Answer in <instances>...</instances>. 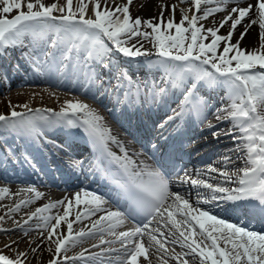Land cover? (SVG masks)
I'll list each match as a JSON object with an SVG mask.
<instances>
[{
    "label": "snow or ice",
    "instance_id": "obj_1",
    "mask_svg": "<svg viewBox=\"0 0 264 264\" xmlns=\"http://www.w3.org/2000/svg\"><path fill=\"white\" fill-rule=\"evenodd\" d=\"M130 3L131 0H128V4ZM201 3H214L217 6L204 9L203 16L195 13L191 17L182 15L179 23L169 19L165 28L175 29L173 35L162 31L160 23L142 21L139 17L133 21L128 5L110 8L107 0H88V3L85 0H65L63 6L58 2L46 4L44 0H0V56L9 48L27 47L29 51L22 52V56L34 77L48 82H52L54 77L57 80L64 78L69 66L74 75L79 69L88 68L89 59L99 61L102 67L111 68V61H104L116 54L127 58L148 57L151 53L143 50L142 45L126 46L127 40L124 37L151 36L158 59L149 60L148 63L163 69L162 83H170L173 89L180 90L177 108L172 109L173 114L167 116L159 127L175 124L177 120L187 123L193 117L197 123L202 122L211 106L208 99L200 95V90L223 88L225 95L222 100L229 103L218 108L215 115L218 122L231 124L225 134L233 137L236 147L231 151H235L245 165L232 172L227 171L231 157L226 155L220 161L225 166L224 169L214 167V162L208 164L206 169L198 170L197 175L200 176L202 172L203 178L191 179L187 172L184 176L177 177L181 185L190 182L193 187L205 189L207 198L198 199L196 205L215 203L220 214H214L213 210L195 206L189 198L171 190L172 181L166 174V161L173 160L177 151L175 145H169L170 152H160L153 164L145 161L137 164L123 142L114 137L111 130L103 124V117L84 102L66 100L59 111L52 108H31L27 104L19 105L18 107L25 109L23 112L16 111L9 103L10 112L0 113V133H11L34 142L44 140L47 143L45 133L50 129L59 128L69 132L82 129L94 145L96 155L93 167L102 170L116 189L115 192L98 194L82 188L74 194L76 204L86 206L83 209L85 217L103 213L87 232H74V223L82 219L79 211L75 221L67 219L72 200H68L64 206L63 215H44L64 203L62 200L49 202L28 215L23 225H17L23 229L24 225L36 219L43 221L42 225L36 224V229H51L47 232L46 239L55 246V255L48 264H66L67 261H86L87 264H140L139 258L148 259L149 248L145 246L143 239L146 235L160 249H165L168 237L172 238L171 243L180 244L187 249L182 254L185 258L181 264H189V255L192 257V264H196L197 259L199 264H264V232L248 230L228 219L241 210L264 218V51L260 50L264 49V0H256L255 4L245 7H233L220 21V27L231 22V28L226 35H219L218 28L204 29L202 25H197V21L215 12L224 11L225 7L221 5L226 6L228 0H193L196 12L201 11ZM89 4L92 5L94 18L87 16ZM253 11L257 14V19H252ZM54 12H59L60 15H54ZM246 18L252 24H259V49H242L239 40L231 43L236 27ZM185 22L187 27L184 26ZM142 23L151 28L152 32L139 31ZM247 31L248 26L240 33V40H243ZM186 33H190V42L187 43L189 37ZM209 34L210 42L206 43L204 41L209 39ZM221 42L223 50L218 52ZM41 44L55 51L41 52ZM56 51L60 52L59 59ZM83 53L87 55L84 56ZM19 67V64L14 65L13 70L18 71ZM85 75L88 76L87 72ZM2 78L8 81L7 70H3ZM115 78L117 84L111 91H115L117 97L122 82L129 83L125 96L133 94L131 78L126 71L117 68ZM88 79L93 82L95 75L88 76ZM144 87L147 95L152 98L164 97L169 92L167 87H149L147 82ZM140 92L141 88L137 84V101ZM221 113L226 115L222 116ZM179 128L180 125L177 124L174 131L178 132ZM213 128H217V125L208 123L202 131ZM219 135V132H212L214 138ZM161 139L167 141L168 137L161 136ZM110 143L116 144L121 154L113 152L109 147ZM151 147L155 154L160 146L153 144ZM21 159L35 170L32 157L26 151L18 155L13 148L6 147L0 152V162L5 164L9 160L15 163ZM83 163L82 160L74 161L68 165L69 170L81 172ZM112 165L116 167L113 168ZM212 173H216V177ZM230 184L235 187L228 186ZM22 191L34 194L35 199L44 195L32 185ZM7 192L8 188L0 187V193ZM121 200L126 201V207L120 203ZM32 202V199L20 200L5 215H10ZM113 202L117 204L114 210L109 207ZM4 218L0 216V221ZM128 218L136 220L137 225L118 231ZM52 219H55L54 224L49 223ZM62 221L67 226L66 235L61 231ZM152 223H157L158 227L150 229ZM160 226L168 229L167 236ZM104 232L113 239L102 238L100 245H95L96 247L114 243H120L121 247H101L100 252H90L87 256L82 251L74 257L64 256L63 261L56 258L82 238L97 233L102 235ZM49 250H52L51 247ZM113 253L117 254L115 258H112ZM25 256L26 253L20 252L15 258H10L0 253V264H23L22 257ZM175 258L180 260L179 255Z\"/></svg>",
    "mask_w": 264,
    "mask_h": 264
},
{
    "label": "bare ground",
    "instance_id": "obj_2",
    "mask_svg": "<svg viewBox=\"0 0 264 264\" xmlns=\"http://www.w3.org/2000/svg\"><path fill=\"white\" fill-rule=\"evenodd\" d=\"M53 2H58L62 6L65 5V0H44V3L46 4H51ZM238 2L240 3L238 4ZM85 3H88V0H85ZM255 3L256 0H236V2H232L226 14H222L220 11L215 12L209 15L205 19L198 20L197 25L198 26L202 25L204 29L218 28L219 35H226L231 28V22L229 21L223 27H220V21L223 20V18L229 14V12L233 7H245L248 4H255ZM107 4L110 8H115L116 6L123 7L125 5H128L130 16L133 21L135 20L136 17L141 18L142 21L151 20L153 23H160L161 30L166 29L165 26L169 19H173L175 23H179L178 19L181 21L182 15H188L189 17H191L195 13L198 16H203L204 15L203 10L211 8L208 7L210 3H201L200 5L201 11L196 12L195 8L193 7V0H131L130 4H128V0H107ZM73 7L75 8V3ZM24 10L25 11L27 10L26 7ZM66 11L67 9L65 8V12ZM13 14H15V12ZM54 15H60V13L54 12ZM87 16L94 18L91 4L88 5ZM252 19H257V14L255 13V11H253ZM184 26L187 27V22H185ZM246 26H248L247 34L245 35L243 40H240V33L245 31ZM141 28L152 31L151 28L144 26L143 23L141 24ZM142 29L140 31L145 32ZM259 34H260L259 24L258 23L252 24L251 21L246 18L243 20V22L240 25L236 27L231 39V43H236L239 40L240 47L242 49L249 51L253 49H259L261 44V38L259 39ZM124 39L130 41V47L133 46L139 47L142 45L143 50H146L147 52L151 53V55L148 57L142 56L137 58H127L119 54L114 55L112 57V60L113 58H115L116 61H113V64L111 65V70L114 77L117 68H119L128 73V76L131 78V82L136 81L137 84H140L141 86L143 85V81L152 82L153 84H156L154 81L158 83L159 82L158 78H160V81L162 82V79L164 77L163 69L160 68L158 65L148 63L149 60L154 61L158 59L156 55V48L151 44H149L146 38L143 36H136L131 38L125 37ZM208 40H209L208 42H210V34ZM222 44L223 42H221V46L218 47L217 49L218 52H222L223 50ZM152 47H154L155 49H153ZM14 49H15L14 50L15 55L17 54V51H19L20 53L26 52L25 47L24 48L17 47ZM260 50L264 51V49H260ZM12 62L16 64H23V62L21 61H12ZM116 62L120 66L116 67ZM98 63L99 61L95 60V65H98ZM0 66H2L1 61H0ZM21 70H19V72H21ZM150 77H154V78H150ZM204 90L205 93L207 94H212V93L220 94L219 101H221L223 106H226L229 103L227 100H222V97H224L225 95L223 88H216L215 90H207V89ZM39 95H41L42 98H45V101L38 100L34 102L28 99L30 96L36 97ZM66 100L84 102L88 104L91 108L96 109L98 114L101 115L100 110L102 106L101 104H99L98 100L93 97V95L89 90H83L79 86H70L69 84L63 83L57 80L56 78H53L52 82H48L46 80L36 79L35 77L24 79L23 77L18 76V78H15L13 81H11L9 85L2 84V86H0V113H3L5 111L7 112L10 111L9 103L11 104V106H14L16 108L15 109L16 111L21 109H23L22 111H24L25 110L24 108L18 107L19 105H23V104H27L29 107L35 106L34 108H42L41 106H44L59 111V109L64 105V101ZM209 112L211 114L208 116V118H212L215 122L214 124L219 125L217 129L223 128L220 134H225L227 130L231 127V124L229 122H223V123L218 122L215 115L216 111L213 113V110H210ZM221 115L223 116L226 114L221 113ZM134 126L135 127L132 128L134 131H136L134 128H138V129L139 127L144 128L141 124H137ZM209 131L210 130H205L206 133ZM9 137H11V135H9ZM200 138L201 137H199L198 139ZM226 139L227 142H225L224 145H226L227 147H231L232 148L231 150L235 149L236 144L234 142H229L228 138ZM231 150L228 151L229 156L232 157L231 161L228 164V168L230 167V169L234 171L238 168H241V163L238 160L239 158H237L238 154L235 151H231ZM223 155H225V153H223ZM13 184H17V183L7 184L0 181V187H6L9 189V192L7 193H0V216L5 217L2 221H0V224L11 220H15L12 218L17 217V221L13 225H10L13 227L8 229L9 231L6 232L0 231V253L4 255H8L10 258H15L17 253L20 252L26 253V256L22 257L23 263L25 264L26 262L28 263L30 262V264H41L46 260L48 255H50L49 260H51L52 256L55 254L54 253L55 246L53 244H50V242L46 239L47 232L51 229L43 228V227H41L40 229H36L37 223H40L41 225L43 224V221H38L36 219H33L29 224L24 225L23 229L17 226L18 224L23 225V222L24 220L27 219L28 215H30L36 209L34 211H29V210H32V208L42 204L41 202L48 200V197H50L49 192L48 191L41 192L44 195L39 199H35L33 196L32 203H29L26 206H22L18 211L12 212L10 215L6 216L5 213L8 211V209L14 207L19 202L17 200L18 198H15L16 195L24 192L22 191V189L28 187V186L13 185ZM23 184L25 185L26 183ZM173 186L177 188V192H180L181 194L185 195L187 189H184L183 185H181L180 183H172L171 187ZM78 191L79 190H73L70 192L67 191L54 192L51 199H64L65 205H67L68 200H72V203H76L74 199V194ZM188 198L190 199L191 202H193L191 196H189ZM81 199L82 200L84 199L82 192H81ZM10 205H12V207L9 208ZM23 210L25 211L22 212ZM44 215L47 214L44 213ZM49 223L54 224L55 222L51 223L50 221ZM92 224L93 223L89 224V226L85 229L86 232L92 229ZM10 226H6L5 229H7ZM160 227H161V231H163L167 236L168 229L164 228L163 226ZM102 238L104 240H108L110 239V235L107 232H104L102 235L100 233H97L96 235L93 236H86L74 245L76 246L74 249L71 250L73 246H69L65 251V253L63 252V254L61 253L62 255L59 254L57 256V259L61 260L63 256L74 257L77 254L81 253L82 251L85 252V250L87 251V250H91L92 248H96L95 245H100V241ZM53 239H56V237H53ZM88 239H92V240H88ZM143 239L145 242V246L149 248V251H148V259L145 260L143 257L139 258L140 264H165L161 261H158L159 258H157V255L156 256L152 255V253L155 250H159L158 252H160V254L166 258V260L168 261L167 263L181 264V261L185 258L183 257L182 254L188 251L187 249L183 248L180 244H174L179 252L178 255L180 256V260H177L173 254L165 250H161L160 248H158L153 244L155 242H150L149 239L147 238V235ZM168 239L171 241L172 238L168 237ZM6 245L9 246L6 247ZM221 246L223 245L221 244ZM50 247L52 249L51 251L49 250ZM33 249H36V251H33ZM112 255H115V253H113ZM151 257H154V259H151ZM187 259L189 260V264H192L191 255H189ZM70 262L71 261H67L66 264ZM196 264H199L198 259L196 261ZM208 264H210V262H208Z\"/></svg>",
    "mask_w": 264,
    "mask_h": 264
},
{
    "label": "rangeland",
    "instance_id": "obj_3",
    "mask_svg": "<svg viewBox=\"0 0 264 264\" xmlns=\"http://www.w3.org/2000/svg\"><path fill=\"white\" fill-rule=\"evenodd\" d=\"M178 21L180 22V20L178 19ZM142 28H141V26H140V28H139V31L141 30ZM142 30H144L145 32H148V33H151L152 31H149L148 29H142ZM162 31H165L166 33H171V34H175V29H165V30H162ZM259 33V32H258ZM186 36H188L189 37V35L186 33L185 34ZM125 38V37H124ZM259 39H260V34H259ZM146 40L148 41V43L149 44H151L152 46L154 45V40H153V38L151 37V36H149V37H147L146 38ZM187 42H190V38H189V40L188 41H186V43ZM208 42V41H207ZM134 43V42H133ZM130 45V41L129 40H127V45L126 46H129ZM152 48H154V47H152ZM28 99H30V101H38V100H43V101H45V98H42L41 97V95H39V96H36V97H34V96H30ZM15 198H17V197H15ZM14 198V199H15ZM12 221V220H11ZM11 221H8L9 222V224H13V223H15V222H11ZM25 238H27V237H25ZM25 240V239H24Z\"/></svg>",
    "mask_w": 264,
    "mask_h": 264
}]
</instances>
